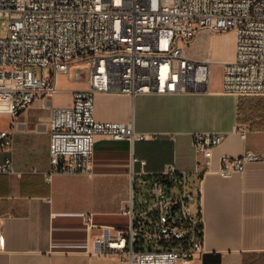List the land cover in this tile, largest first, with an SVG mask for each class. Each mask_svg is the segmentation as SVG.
Listing matches in <instances>:
<instances>
[{"label":"built area","instance_id":"built-area-1","mask_svg":"<svg viewBox=\"0 0 264 264\" xmlns=\"http://www.w3.org/2000/svg\"><path fill=\"white\" fill-rule=\"evenodd\" d=\"M1 14L10 20L0 37V112L16 118L36 100L52 96L60 75L87 76V87L74 91L73 103L52 111L48 181L59 174H91L97 136L145 137L133 121L97 120V92L209 93L211 58L187 54L202 30L236 31L234 59L222 63V91L264 96V0H0ZM240 131L245 134V127ZM13 135L12 129L0 130V147L11 146ZM225 136L192 133L202 157L193 172L200 178ZM260 158L252 151L225 156L221 173L231 175ZM15 173L21 174L12 158L0 162V174ZM132 180L146 186L149 195L141 193L136 200L132 193L124 210L127 226H98L89 215L88 230L102 229L95 252L128 264L189 263L202 256L201 190L190 172L172 163L156 172L133 170Z\"/></svg>","mask_w":264,"mask_h":264},{"label":"crops","instance_id":"crops-1","mask_svg":"<svg viewBox=\"0 0 264 264\" xmlns=\"http://www.w3.org/2000/svg\"><path fill=\"white\" fill-rule=\"evenodd\" d=\"M208 34L198 33L187 49L190 57H209ZM234 55L231 47L228 58L216 62L222 67ZM86 87L85 74L79 79L62 74L52 96L36 100L16 118L0 112V130L14 131L12 145L0 147V162L12 158L21 173L0 174V264H128L95 252L102 229L88 230L86 221L92 214L98 226H127L124 210L135 193L133 170L156 172L172 163L198 181L204 226V254L179 264H264V128L241 124V98L222 91L223 68L219 79L211 78L209 93L97 92V120L133 121L145 137L97 136L91 174H59L48 181L52 111L70 106L74 91ZM197 131L226 133L201 178L193 172L202 158L192 144ZM248 151L261 158L231 175L221 173L225 156Z\"/></svg>","mask_w":264,"mask_h":264},{"label":"rangeland","instance_id":"rangeland-1","mask_svg":"<svg viewBox=\"0 0 264 264\" xmlns=\"http://www.w3.org/2000/svg\"><path fill=\"white\" fill-rule=\"evenodd\" d=\"M10 20L8 15H0V37L7 34L5 24ZM212 37L211 46L209 48L208 56L211 58L213 64L211 66V78L219 79L222 75V67L216 62L221 59H226L230 55L231 47H236V33H231L230 30L224 32H213L210 30H203ZM38 73L41 68H33ZM84 75V74H83ZM240 122L246 128H264V96H243L240 97ZM141 193L148 194L146 186L135 185L136 200L142 199Z\"/></svg>","mask_w":264,"mask_h":264}]
</instances>
